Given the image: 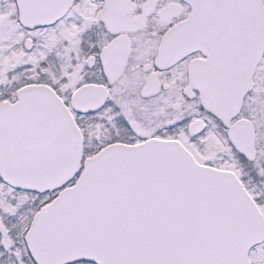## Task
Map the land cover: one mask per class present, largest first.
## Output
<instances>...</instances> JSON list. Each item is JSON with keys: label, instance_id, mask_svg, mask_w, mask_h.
I'll use <instances>...</instances> for the list:
<instances>
[{"label": "snow or ice", "instance_id": "snow-or-ice-1", "mask_svg": "<svg viewBox=\"0 0 264 264\" xmlns=\"http://www.w3.org/2000/svg\"><path fill=\"white\" fill-rule=\"evenodd\" d=\"M0 264H264V0H0Z\"/></svg>", "mask_w": 264, "mask_h": 264}]
</instances>
